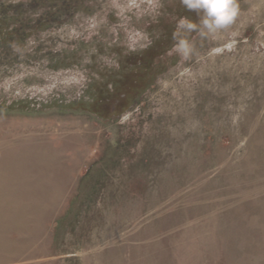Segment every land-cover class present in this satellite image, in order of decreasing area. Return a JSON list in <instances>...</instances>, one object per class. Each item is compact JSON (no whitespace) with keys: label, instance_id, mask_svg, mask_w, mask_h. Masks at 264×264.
<instances>
[{"label":"rangeland","instance_id":"374dc122","mask_svg":"<svg viewBox=\"0 0 264 264\" xmlns=\"http://www.w3.org/2000/svg\"><path fill=\"white\" fill-rule=\"evenodd\" d=\"M232 5L0 0V149L77 159L0 264H225L223 215H264V0Z\"/></svg>","mask_w":264,"mask_h":264},{"label":"bare ground","instance_id":"6f19581e","mask_svg":"<svg viewBox=\"0 0 264 264\" xmlns=\"http://www.w3.org/2000/svg\"><path fill=\"white\" fill-rule=\"evenodd\" d=\"M15 145L14 141H8L1 144L3 148L0 149V217H2L0 218V251L7 243L19 244L17 243L19 241L4 238L11 231L18 235L22 232L21 226L24 223L13 217L25 215L26 219V216L29 217V215H45L44 204L54 203L52 199L53 187L49 185L52 180L46 181L47 177L51 176V172H54L51 166L60 165V169L63 171H71L77 163V159H69L66 155L58 156L53 151L50 152L49 149V154L38 151V149L28 152L26 149L20 151V148L14 147ZM34 173H38L37 176ZM39 175L45 176L40 177ZM59 179L62 182L67 181L66 176L60 175ZM58 196V194L55 195L54 199H58ZM259 201L258 199L255 206ZM259 207L261 208L260 205ZM249 216L244 219L240 215L226 214L223 215V221L219 222L217 229L221 233V237L217 238L215 246L212 245L209 251L217 259L222 253L225 264H264V215ZM6 218L8 221L5 220ZM232 228L233 232H229V237L234 238V241L230 243L227 242L226 231ZM249 252L251 254L260 253V256H253L254 259L249 261L245 256Z\"/></svg>","mask_w":264,"mask_h":264},{"label":"clouds","instance_id":"9594fccd","mask_svg":"<svg viewBox=\"0 0 264 264\" xmlns=\"http://www.w3.org/2000/svg\"><path fill=\"white\" fill-rule=\"evenodd\" d=\"M184 3L190 9L203 10L206 25H225L233 15L232 0H184Z\"/></svg>","mask_w":264,"mask_h":264}]
</instances>
